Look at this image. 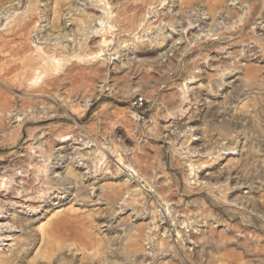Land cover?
<instances>
[{"label":"rangeland","instance_id":"rangeland-1","mask_svg":"<svg viewBox=\"0 0 264 264\" xmlns=\"http://www.w3.org/2000/svg\"><path fill=\"white\" fill-rule=\"evenodd\" d=\"M0 264H264V0H0Z\"/></svg>","mask_w":264,"mask_h":264},{"label":"bare ground","instance_id":"bare-ground-1","mask_svg":"<svg viewBox=\"0 0 264 264\" xmlns=\"http://www.w3.org/2000/svg\"><path fill=\"white\" fill-rule=\"evenodd\" d=\"M25 25H26V22L25 23H19L18 25H17V28H16V30L14 31V33H19V32H21V31H23L24 30V28H25ZM113 28V27H112ZM111 29V28H110ZM105 33H108V31L106 30V32ZM105 33L103 34V38H102V40H101V49H100V51L96 54V56L95 57H93L94 59H99V58H101L102 56H104V55H106V54H103V52H105L106 51V47H108L109 45H110V42L108 41V39H106V38H104L105 37ZM141 39V37L139 38V40ZM135 43H133V45H134ZM40 52H41V54H43V63L41 64V68L39 69V70H36V74H37V77H35V81L34 82H36V84L38 83V81L41 79V78H49V77H55L56 75H60V73H61V71L62 70H57V69H59V68H61L60 66H61V63H62V61L61 60H57V56L56 55H50V52H48V51H44V49H40L39 50ZM81 57V56H80ZM76 58H79V56H77V55H74V54H72V55H70V58L68 59V60H66V61H68V62H70V61H72V60H74V59H76ZM85 58V57H84ZM92 58V59H93ZM82 59V58H81ZM89 59H91V58H89ZM84 61V60H83ZM67 63V62H66ZM43 65V66H42ZM65 65V64H64ZM56 69V70H50V69H54V68ZM65 73H66V75L69 77V79H70V76H71V72L70 71H68L67 72V70H65ZM32 83V82H31ZM67 140H72L71 138H69V137H67ZM64 142V141H63ZM194 157H196L195 155H194ZM124 157H123V155H120V157H119V160H120V162H121V164L122 165H124L125 167H128V166H126V162L124 161ZM193 159V158H192ZM189 162H190V167H192L190 170H191V175H192V173H194V178L195 177H197V175H198V172H196V164H194L193 162L194 161H190L189 160ZM78 219V218H77ZM77 219H65V220H62V221H60V222H56L57 224H58V227L57 226H55L54 227V230H53V232L55 233V234H59V230H61L62 229V231H64L63 232V234L61 235V237H63V238H66V237H68V238H70V239H72V240H81V241H83L84 240V235L82 234V232H81V230H82V227L84 226H82L81 225V223H79L78 221H77ZM81 225V226H80ZM53 233V234H54ZM84 242V241H83ZM137 242H138V236H136V238H130L129 239V242L126 244V246H127V248H133V246L134 245H136L137 244ZM163 246V245H162ZM129 250V249H128ZM159 250H160V254H158V258L159 257H166L164 254H165V252L167 251V249L166 248H159ZM129 254V255H126V258H122L121 260H123V261H125L126 262V259H129L130 261H135V262H137V260L138 259H140L141 257L138 255V253L136 252V251H131L130 252V250H129V253H128V251H126L125 252V254ZM129 262V261H128Z\"/></svg>","mask_w":264,"mask_h":264}]
</instances>
